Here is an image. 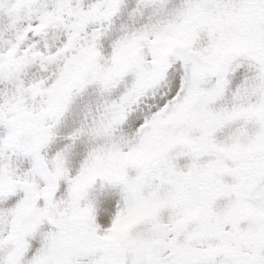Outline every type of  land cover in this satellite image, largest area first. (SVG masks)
I'll use <instances>...</instances> for the list:
<instances>
[{"label": "snow or ice", "instance_id": "snow-or-ice-1", "mask_svg": "<svg viewBox=\"0 0 264 264\" xmlns=\"http://www.w3.org/2000/svg\"><path fill=\"white\" fill-rule=\"evenodd\" d=\"M0 264H264V0H0Z\"/></svg>", "mask_w": 264, "mask_h": 264}]
</instances>
